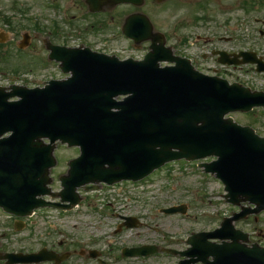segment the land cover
<instances>
[{"label":"water","instance_id":"obj_1","mask_svg":"<svg viewBox=\"0 0 264 264\" xmlns=\"http://www.w3.org/2000/svg\"><path fill=\"white\" fill-rule=\"evenodd\" d=\"M87 2L96 11L105 0ZM146 21L142 15L129 16L125 33L142 40L141 34L151 29ZM157 41L154 37L152 51L142 61H121L87 47L53 46L51 57L61 61L65 71H72L71 77L50 81L44 88L13 87L9 93L0 89V206L23 216L40 206L71 208L80 201L76 192L80 184L139 179L171 160L214 155L218 159L204 166L223 180L227 200L256 207H243L225 218L220 229L191 237L187 254L198 253L203 261L213 255L212 263L242 264L225 256L243 246L239 240L248 241L247 233L235 229L233 221L264 210V137L225 115L264 105V92L204 75L188 59L173 56L163 40ZM233 56L224 54L220 61L257 63V70H264V61L255 52L241 51ZM240 56L243 59H237ZM163 60L176 65L161 67ZM120 95L127 96L116 100ZM12 96L20 100L8 101ZM6 133L11 134L2 137ZM43 138L50 142L44 143ZM57 140L82 150L62 177L64 189L57 193L70 204L38 197L51 193L47 185L49 170L56 163L53 150ZM177 210L184 212L185 207L165 211ZM136 224L134 219L128 226ZM207 238H231L233 242L218 245L208 243ZM253 247L258 258L245 264H264V248ZM156 250L154 245H146L126 254ZM46 253H6L2 258H7L8 264L53 258Z\"/></svg>","mask_w":264,"mask_h":264},{"label":"rangeland","instance_id":"obj_2","mask_svg":"<svg viewBox=\"0 0 264 264\" xmlns=\"http://www.w3.org/2000/svg\"><path fill=\"white\" fill-rule=\"evenodd\" d=\"M192 1V6L180 7L170 13L160 9L156 0H146L136 8L109 6L102 13H94L85 0H0V33L8 40L0 45V58L4 54L3 59L7 61L0 62V85L13 82L31 85L65 77L57 62L47 66L50 63L48 42L89 45L120 58L142 57L145 47L137 49L119 31L118 24L123 23L124 16L133 9L147 13L157 30L169 33L171 40L168 44L176 41L175 36L188 37L189 42L180 47L179 52L195 58V66L205 72L212 73L207 71V67L218 64L211 54L214 48L229 52L249 50L264 56V0ZM204 3H207L206 8L198 7ZM194 15L206 17V20L202 18L196 21L197 24L189 23L193 22ZM180 17L188 23L180 29H173V23ZM99 18H103L102 25ZM26 34L31 35V42L29 48L22 52L15 43ZM198 35L207 41L197 42ZM208 37L212 40L208 41ZM25 52L30 54L25 55ZM218 72L230 81H237L253 90H264V74L257 72L254 64L219 65ZM231 115L240 124L252 126L264 136L263 107ZM78 152V148L57 144L54 154L58 163L51 170L53 191L61 189L59 177L67 172L66 162ZM212 159L208 157L198 161L202 163ZM202 169L195 161L179 160L166 164L137 183L102 185L96 190L80 188L82 200L79 205L69 211L48 207L37 209L33 216L24 218L26 226L20 231L14 230L10 216L0 209L1 250L26 252L47 244L60 254L67 251L72 254L71 259L62 264H102L89 256L80 257L78 251L82 249H98L104 259L103 264H173V259L156 256L123 257L120 247L157 244L187 248L190 231L214 230L224 217L238 212L239 206L225 200L224 184L210 173L205 176ZM179 204L187 205L185 214L161 211ZM120 215L136 217L142 224L116 231ZM255 216L258 217L257 222L254 215H250L235 221L234 225L249 234V244L264 245V211Z\"/></svg>","mask_w":264,"mask_h":264},{"label":"flooded vegetation","instance_id":"obj_3","mask_svg":"<svg viewBox=\"0 0 264 264\" xmlns=\"http://www.w3.org/2000/svg\"><path fill=\"white\" fill-rule=\"evenodd\" d=\"M145 1L146 0H144L143 2L145 3ZM157 1V3H158V6H159V8L160 9H164L163 11H165V13L166 12H174V11H177L180 7H189V6H192L193 5V1L192 0H163V1H159V0H156ZM121 6H130V7H132V8H136L137 6H134V5H132V4H121ZM206 6H207V3L205 4H198V7L199 8H201V9H204V8H206ZM134 12H142V11H140V10H132V11H130L128 14H130V13H134ZM143 13H145V12H143ZM145 14H147V13H145ZM127 15V14H126ZM125 15V16H126ZM149 16V15H148ZM125 18V17H124ZM150 18V17H149ZM203 17H201L200 16V18H198V15H194V18H193V22H189V23H194V24H197V22H198V20L200 19H202ZM102 19L103 18H99L98 19V21L101 23L100 25H102L103 24V22H102ZM151 19V18H150ZM204 19V18H203ZM152 21V20H151ZM197 21V22H196ZM153 23V22H152ZM184 23H188V21H185V18H183V17H180L179 19H178V21H176V22H174L173 23V29H180V27L184 24ZM153 26H154V29L155 30H157L156 28H155V25H154V23H153ZM158 31H161V30H158ZM163 34H164V36H165V39H166V42H167V45H169V46H171L172 47V49H173V52L175 53V54H180V55H183V56H185L184 54H182V53H180L179 51H181V49H180V47H184V46H186L187 45V43L189 42V40H188V37H186V36H182V37H180L181 39L180 40H176V41H172V43L170 44H168V41H170L171 40V37L169 36V33H166V32H163ZM31 36V35H30ZM197 40H199V41H197V42H201V41H207L206 39H205V37H203V36H201V35H198L197 37ZM222 38V37H221ZM30 40H31V38H30ZM212 39L210 38L209 39V37H208V41H211ZM204 41V42H205ZM207 43V42H206ZM149 44H150V41H146V42H144L143 43V45L146 47V48H148L149 47ZM225 49H222V48H214V49H212L211 50V54L213 55V56H215L216 57V60H218L217 58H218V55H217V53H218V51H224ZM226 51V50H225ZM205 57V55H203V58ZM191 59H192V61L194 62L195 61V58H192V57H190ZM196 62V61H195ZM207 71H213V72H215V73H219L218 71H219V67H216V68H212L211 69V66L210 67H207ZM12 84H14V83H10L9 85L11 86ZM9 85H7V86H9ZM2 86H6V85H2ZM10 221H11V223H12V226H13V228H14V230L16 229V227H18V226H26V223L24 222H19L16 218H10ZM179 251H183V250H185L186 248H183V249H180V248H178V247H176ZM2 249V247H1V244H0V252H4V250H1ZM175 258H174V261H173V264H177V263H179L180 261H182V260H185V257L183 256V255H181V254H179L178 256H174ZM163 258V257H162ZM195 258H197V257H195ZM70 259H68V260H64V261H62V262H60V263H58V264H62V263H64L65 261H69ZM0 264H5V261L4 260H0ZM47 264H54V262H48ZM196 264H202L201 262H197Z\"/></svg>","mask_w":264,"mask_h":264}]
</instances>
